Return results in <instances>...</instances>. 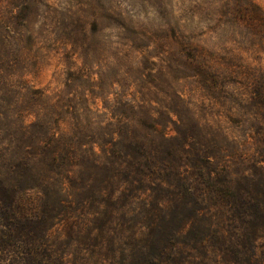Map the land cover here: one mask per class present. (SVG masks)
<instances>
[{"label": "rangeland", "instance_id": "374dc122", "mask_svg": "<svg viewBox=\"0 0 264 264\" xmlns=\"http://www.w3.org/2000/svg\"><path fill=\"white\" fill-rule=\"evenodd\" d=\"M0 225V264H264V0H0Z\"/></svg>", "mask_w": 264, "mask_h": 264}, {"label": "trees", "instance_id": "16d2710c", "mask_svg": "<svg viewBox=\"0 0 264 264\" xmlns=\"http://www.w3.org/2000/svg\"><path fill=\"white\" fill-rule=\"evenodd\" d=\"M57 123H59V121H57ZM54 137H55V131H51V129H50V131L48 130V131H46L44 133L43 139L40 140L39 144H37V143L36 144L35 143H31L30 145L26 146V149L19 147V145L16 146V150H15L16 153L20 151V157L18 159V162L19 161H25V165H24L25 178L26 177H30V174L34 171V169L32 167L31 160L34 157H36L38 155V153L39 154L40 153H44L45 152L44 150H48V148H46V146H49L51 148L52 147L51 146L52 143H54L55 140H56ZM112 137H113V135L110 137L109 143H111L112 145H114L115 141L113 140ZM104 146H105V149H106V144ZM66 156H68V155H66ZM59 158H61L63 160V155L60 152L59 153H49L48 152L47 161L45 163V167H46L45 170L46 171H49L52 168L58 169V166H61L60 163H57V161H58ZM69 162L70 161L68 159V163ZM68 163L66 161V165L65 166H68L67 165ZM61 170L65 171V169L61 167L60 170H58V173L59 174H61V172H62ZM51 172H52V170H51ZM31 188L33 189L32 185L29 184V183H27L26 186H25V188L22 191L25 193L27 190H30ZM34 188H35L34 190H37L36 192H43V190H44L42 184L39 187H34ZM15 205H17V207H14V210H11L10 213L9 212H5V216L2 215L3 217H6L5 220H7V219L10 220V221L17 220V219H15L17 217V215H16V208H18L19 206L16 203H15ZM11 206L13 207L14 204L12 203ZM0 226H3L4 227L5 225H0ZM4 236L7 237V235L2 234L1 235V238L4 237Z\"/></svg>", "mask_w": 264, "mask_h": 264}]
</instances>
